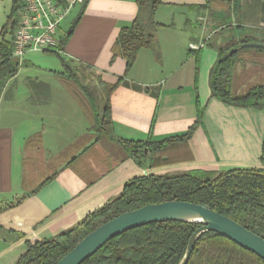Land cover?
Instances as JSON below:
<instances>
[{
	"label": "crops",
	"instance_id": "0c3cea01",
	"mask_svg": "<svg viewBox=\"0 0 264 264\" xmlns=\"http://www.w3.org/2000/svg\"><path fill=\"white\" fill-rule=\"evenodd\" d=\"M14 1L0 0V40ZM162 2L155 15L156 45L141 50L130 71L124 59L112 61V50L121 30L137 17L136 0H86L85 8L76 6L60 27L63 38L84 9L60 54L72 67L91 71L98 82L117 86L110 97L109 136L94 130L89 102L72 88L74 77L59 58L49 69L33 54L18 60V74L0 90V264H16L27 241L51 239L75 227L117 198L135 177L261 167L264 111L211 97L210 71L218 53L207 42L213 39L219 46L225 37L241 39L253 29L264 39V0H240L238 21L225 3L205 10L200 7L206 0ZM226 17L232 22L224 36L216 35ZM238 25L245 30L237 31ZM191 50H201L198 72ZM250 53H242L236 67L238 95L249 90L241 83L236 91L235 79L249 75L252 64L245 56ZM26 72L32 75L19 81ZM29 78L50 90L34 99ZM198 103L202 121L184 152H175L181 158L189 154L187 162L147 170L117 143L183 135L197 121Z\"/></svg>",
	"mask_w": 264,
	"mask_h": 264
},
{
	"label": "trees",
	"instance_id": "16d2710c",
	"mask_svg": "<svg viewBox=\"0 0 264 264\" xmlns=\"http://www.w3.org/2000/svg\"><path fill=\"white\" fill-rule=\"evenodd\" d=\"M58 1L63 3V0ZM216 2L225 3L229 13L238 21L240 0H206V4L200 8L213 9ZM85 3L82 5L83 8L86 6ZM136 3L138 5L136 19L129 27L121 30L112 50V61L117 58L124 59L127 71L134 67L141 50L155 47L156 31L159 27L155 15L163 5L162 0H136ZM18 9L19 1L15 0L1 32V91L16 77L21 66L19 61L12 57L14 34L18 27ZM82 12L75 20L71 31L60 38L58 49L48 52L60 59L65 69L74 77L70 78L87 98L94 120V130L109 136L112 132L110 97L117 86L99 81L98 88L101 93H94L89 85L80 83L77 79L79 69L84 67H72L71 62L60 54ZM228 17L218 25L216 35L228 29L226 27L232 22V18L228 20ZM235 29L245 30L241 25ZM260 35L259 30L253 29L241 39L232 35L227 36L219 46L215 45L213 39L207 42L208 46L215 48L218 53V60L210 71L212 98L233 107L264 111V85H255L240 95L234 89L235 71L241 61V54L251 49L264 53L263 48L248 46L264 45V39H261ZM200 52L201 50L190 51L198 61L197 72ZM27 87L32 91L34 99L39 97L42 90L51 88L44 82L32 78L27 80ZM197 106V121L183 135L161 141L119 139L117 143L130 158L147 170L187 162L190 160L189 154L181 158V154L177 156L175 152H184V147L188 145L202 121L204 109L199 103ZM181 149L183 150L180 151ZM170 201L206 204L215 212L264 239V142L259 168L238 167L224 171L189 170L175 174L150 172L135 177L126 182L123 192L117 198L89 214L75 227L51 239L34 243L27 241L26 251L16 264H56L88 234L121 214L147 205ZM199 227L196 224L182 222H162L136 228L107 242L83 264H179L186 253L190 238ZM188 264H264V260L219 234L209 232L196 243Z\"/></svg>",
	"mask_w": 264,
	"mask_h": 264
},
{
	"label": "water",
	"instance_id": "95a60500",
	"mask_svg": "<svg viewBox=\"0 0 264 264\" xmlns=\"http://www.w3.org/2000/svg\"><path fill=\"white\" fill-rule=\"evenodd\" d=\"M248 46L264 49L263 44ZM162 222H182L200 226L190 238L186 253L179 264H188L196 243L209 232L219 234L264 260L263 238L215 212L206 204L170 201L121 214L88 234L56 264H83L113 238L136 228Z\"/></svg>",
	"mask_w": 264,
	"mask_h": 264
},
{
	"label": "built area",
	"instance_id": "2783aa9c",
	"mask_svg": "<svg viewBox=\"0 0 264 264\" xmlns=\"http://www.w3.org/2000/svg\"><path fill=\"white\" fill-rule=\"evenodd\" d=\"M18 27L12 57L22 61L28 54L58 49L59 30L72 10L86 0H18Z\"/></svg>",
	"mask_w": 264,
	"mask_h": 264
},
{
	"label": "rangeland",
	"instance_id": "374dc122",
	"mask_svg": "<svg viewBox=\"0 0 264 264\" xmlns=\"http://www.w3.org/2000/svg\"><path fill=\"white\" fill-rule=\"evenodd\" d=\"M220 34L223 35V33ZM248 52H251L250 56H245V58H247V60H251V64H252L251 70L249 72V75H247L246 73L245 76L238 77L237 81L235 79L236 91L238 90V87H240L241 83L246 85L247 90L255 85H264V54L260 55V53H258L259 51L256 49H251ZM31 57L38 59L40 61V64L47 69L54 67L53 66L54 62L59 61L58 57L52 53L33 54L31 55ZM28 75H32V73H27V72L24 73L20 77L19 81H21ZM93 78H94V74L91 71L86 70L85 68L81 70L79 69V73L77 75L78 81L80 83H84L87 86L89 85L91 89L94 91V93H101V91L98 88V84H99L98 81ZM18 87H20V85ZM72 88L77 89L78 85L76 83H73ZM175 173H178V171L167 172L164 174H175Z\"/></svg>",
	"mask_w": 264,
	"mask_h": 264
}]
</instances>
